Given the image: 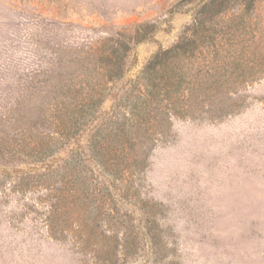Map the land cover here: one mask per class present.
Returning a JSON list of instances; mask_svg holds the SVG:
<instances>
[{
  "label": "trees",
  "instance_id": "obj_1",
  "mask_svg": "<svg viewBox=\"0 0 264 264\" xmlns=\"http://www.w3.org/2000/svg\"><path fill=\"white\" fill-rule=\"evenodd\" d=\"M195 1L181 0L173 9ZM256 1L196 3L194 8L200 7L183 36L157 51L134 80L123 75L131 49L122 34L92 39L89 30L73 24L27 18L26 34L11 36L0 53V217L7 226L16 232L24 226L31 238L57 244L74 264H119L117 253L138 251L143 237L162 259L158 207L147 200L138 203L141 227L124 219L121 236L97 232L99 214L117 222L118 201L108 186L116 187L109 180L107 189L84 187L83 168L91 161L70 145L85 140L86 146L101 127L117 132L123 165L134 176L147 168L149 153L174 117L218 122L245 109V79L264 80V52L252 44ZM200 57L202 63L191 61ZM94 79L102 85L94 87ZM105 97L122 111L115 122L107 112L91 114L93 102ZM78 165L79 188L72 172ZM90 223L95 231L88 230Z\"/></svg>",
  "mask_w": 264,
  "mask_h": 264
},
{
  "label": "rangeland",
  "instance_id": "obj_2",
  "mask_svg": "<svg viewBox=\"0 0 264 264\" xmlns=\"http://www.w3.org/2000/svg\"><path fill=\"white\" fill-rule=\"evenodd\" d=\"M180 1L0 0V53L11 36L26 34L27 18L38 15L85 28L92 39L122 34L131 49L123 75L125 80H134L157 51L170 49L183 36L200 7L195 9V4L208 0H196L175 12ZM250 20L253 49L264 52V0L256 1ZM99 28L106 33L100 34ZM185 80L194 81L189 76ZM99 83L102 85L98 81L93 86ZM244 87L248 106L238 114L218 122L174 117L168 134L157 139L149 153L147 168L134 176L123 165L117 132L101 127L92 132L86 146L85 140L78 147L70 145L73 150H84L83 157L91 161L83 168L88 176L84 187L94 192V185L106 188L107 180L116 187L113 191L108 186L118 201L117 222L99 214L97 232L102 228L121 236L124 219L129 226H142L140 201L158 207L155 218L162 232L159 247L164 246L163 258H155L143 237L138 251H123L124 256L117 253L119 264H264V80L245 79ZM91 106L93 116L107 112L114 122L122 113L112 107L109 97ZM79 169L78 165L72 171L77 188L82 184ZM3 219L0 217V264L75 263L57 244L31 238L24 226L16 232ZM89 225L88 230L95 231V225Z\"/></svg>",
  "mask_w": 264,
  "mask_h": 264
}]
</instances>
